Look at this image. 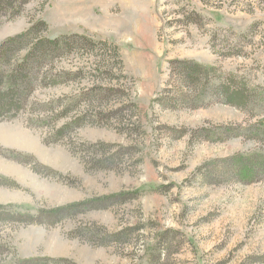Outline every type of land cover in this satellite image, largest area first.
Masks as SVG:
<instances>
[{
    "label": "rangeland",
    "instance_id": "obj_1",
    "mask_svg": "<svg viewBox=\"0 0 264 264\" xmlns=\"http://www.w3.org/2000/svg\"><path fill=\"white\" fill-rule=\"evenodd\" d=\"M43 2L0 13V43L39 18L40 36L71 37L0 121V213L92 201L54 224L0 218V264H264V170L243 181L227 160L264 159V0ZM175 60L235 74L244 107Z\"/></svg>",
    "mask_w": 264,
    "mask_h": 264
},
{
    "label": "trees",
    "instance_id": "obj_2",
    "mask_svg": "<svg viewBox=\"0 0 264 264\" xmlns=\"http://www.w3.org/2000/svg\"><path fill=\"white\" fill-rule=\"evenodd\" d=\"M30 0H0V13L9 19L19 15L23 6ZM48 3L44 0L42 8ZM46 22L39 18L36 22H30V25L23 32L12 35L4 39L0 43V121L9 120L16 116L22 108L24 102L34 89V76L38 70L44 66L46 59L55 55L60 49H65L67 40L70 35H61L54 38H44L40 36V32L47 31ZM39 34V36H38ZM75 38L92 40L85 35H74ZM104 43V42H103ZM116 56L119 52L116 46L112 47ZM23 52V53H22ZM177 68H179V80L185 81L192 85L208 84L212 94L221 96L223 101L235 107H244L245 93L244 87L237 85L232 81L235 74L228 73L224 78L210 76L209 73L217 70L214 65H203L190 60H175ZM175 67L171 68L173 70ZM232 165L235 166L239 177L244 181L250 176L264 170V159L256 165L245 163L243 155L227 158ZM114 195L112 197H117ZM111 197H105V199ZM103 199V200H105ZM92 200L78 201L68 203L62 206L54 207L48 210H38V214L33 215L26 207H20L24 210L23 214L3 212L0 218H25L23 222L34 223L37 216H45L48 224L67 217L71 214L86 210ZM13 205H1L0 210L11 209ZM85 208V209H82ZM12 264H76L68 257H52V256H33L27 258L16 259Z\"/></svg>",
    "mask_w": 264,
    "mask_h": 264
},
{
    "label": "bare ground",
    "instance_id": "obj_3",
    "mask_svg": "<svg viewBox=\"0 0 264 264\" xmlns=\"http://www.w3.org/2000/svg\"><path fill=\"white\" fill-rule=\"evenodd\" d=\"M4 136V139L8 140V141H17L19 143L22 144H28L29 142L27 141V139H25L22 135L17 134L16 132H13L12 134H10L9 136Z\"/></svg>",
    "mask_w": 264,
    "mask_h": 264
}]
</instances>
